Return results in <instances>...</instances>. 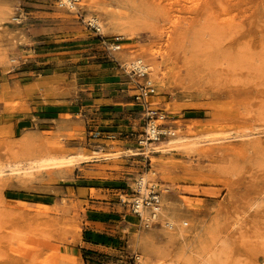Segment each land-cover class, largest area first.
<instances>
[{"label":"rangeland","instance_id":"1","mask_svg":"<svg viewBox=\"0 0 264 264\" xmlns=\"http://www.w3.org/2000/svg\"><path fill=\"white\" fill-rule=\"evenodd\" d=\"M0 264H264V0H0Z\"/></svg>","mask_w":264,"mask_h":264},{"label":"built area","instance_id":"2","mask_svg":"<svg viewBox=\"0 0 264 264\" xmlns=\"http://www.w3.org/2000/svg\"><path fill=\"white\" fill-rule=\"evenodd\" d=\"M79 1L80 0H58V5L61 7L74 8L79 4ZM96 18L97 17L95 16L94 19L89 20L88 23L98 31H101V26L99 25L98 19ZM131 72H135V74H138L140 76H146L147 74V70L136 69L133 66ZM137 90L138 92L134 94V102L146 108L148 112L147 118H149L145 129V134H142V138H140V143L148 142L150 140H158L162 135H166L169 132L166 124H164L163 122L157 123V120L166 118V113L163 111V109H157L150 106L151 103L149 101V96L153 95L155 90L149 80H146L143 83L139 82ZM148 187V194L141 199L143 205L148 204L151 207H153L154 205L158 206L160 202V195L158 193V190H156L155 188V184H152ZM133 209L135 212L140 213L138 198H135V200L133 201Z\"/></svg>","mask_w":264,"mask_h":264},{"label":"crops","instance_id":"3","mask_svg":"<svg viewBox=\"0 0 264 264\" xmlns=\"http://www.w3.org/2000/svg\"><path fill=\"white\" fill-rule=\"evenodd\" d=\"M71 111H72L71 106L70 105L68 106V104H49L43 107L42 114H37L34 117H37L39 121H43L44 123H47L51 120L56 119L57 116H60L61 114L69 113ZM101 113L103 116H105L104 121H108L111 123H113V121H120L118 125L119 127L128 126L127 123H122L124 121L123 118L116 119L113 116L114 112L112 110H105V111H102ZM20 121L23 122V129L30 128L34 124V120L31 117L23 116V117L16 118L15 125L17 126ZM89 188H92V187H89ZM106 189L115 190V191L118 190L116 188H106Z\"/></svg>","mask_w":264,"mask_h":264},{"label":"bare ground","instance_id":"4","mask_svg":"<svg viewBox=\"0 0 264 264\" xmlns=\"http://www.w3.org/2000/svg\"><path fill=\"white\" fill-rule=\"evenodd\" d=\"M94 19V17H91L89 20H93ZM97 19V18H96ZM98 23H99V25H100V22H99V20H98ZM102 28V27H101ZM119 38H120V36H119ZM114 47H120V44H116V45H114ZM134 67V68H136V69H140V70H148V66L145 64V62H144V60L142 59V58H140V57H138V58H136V59H134L132 62H131V67ZM150 81V80H149ZM151 82V81H150ZM176 139V141L178 140L177 138H175ZM45 160H53V158H47V159H45ZM43 162H45V161H43ZM33 167V166H32ZM142 183L144 182V178H143V180L141 181ZM148 192H149V190H148ZM148 194V193H147ZM146 194V195H147ZM143 198V197H142ZM141 197H138V203H139V212L140 213H142V208H143V206H145V205H143V202H142V199ZM151 209V217L152 216H154L155 218L157 217L156 215H157V213L159 212V209H160V205H158V206H153V207H151L150 208ZM153 218V217H152ZM168 223V222H167Z\"/></svg>","mask_w":264,"mask_h":264}]
</instances>
